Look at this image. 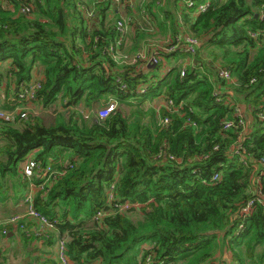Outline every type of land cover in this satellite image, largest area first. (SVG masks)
Listing matches in <instances>:
<instances>
[{
    "label": "trees",
    "instance_id": "obj_1",
    "mask_svg": "<svg viewBox=\"0 0 264 264\" xmlns=\"http://www.w3.org/2000/svg\"><path fill=\"white\" fill-rule=\"evenodd\" d=\"M11 2L19 10L20 3ZM26 3L33 17L13 19L0 7V63L9 62L8 76L17 83L30 81L41 65L38 103L64 111L57 110L47 125L36 118L22 127L0 120V172L17 174L35 149L43 150L41 160L59 155L69 160L72 168L36 207L68 240L71 260L143 264L147 251L142 246L150 244L156 264H211L225 251L236 263L224 264H264V203L247 216L241 213L257 192L264 199V0L213 1L195 19L184 14L188 31L207 38L202 48L207 59L199 56L185 76L177 59L193 56L180 50L149 72L143 63L124 65L107 54L119 38L117 20L107 22L109 1L98 6L96 28L84 0ZM155 3L144 8L159 21ZM170 9L162 8L166 22L160 27L171 29L175 38L184 26ZM142 31L133 53L152 36ZM221 69L231 71L235 82L221 78ZM161 96L173 107L160 113L151 107L125 116L119 106L105 120H85L76 108L92 109L110 99H138L140 105ZM235 102L250 110L251 122L241 136L242 129L222 130L225 120L235 118ZM165 118L171 119L167 126L161 123ZM238 144L240 154L235 153ZM217 173L220 180L213 182ZM112 185L116 202L139 205L142 219L112 210ZM99 211L110 215L97 223Z\"/></svg>",
    "mask_w": 264,
    "mask_h": 264
},
{
    "label": "crops",
    "instance_id": "obj_2",
    "mask_svg": "<svg viewBox=\"0 0 264 264\" xmlns=\"http://www.w3.org/2000/svg\"><path fill=\"white\" fill-rule=\"evenodd\" d=\"M84 1L87 3V7L85 6L84 7L88 10L87 18L89 19V23L92 26L91 28L97 27L99 23V19H98V14H97L98 10L97 9L95 10L94 8L93 10H91L92 8L90 4L94 6L97 5L96 8H98V6L102 4H106V1L110 2L111 8L109 12L113 14V17L117 21L120 19H126V20H129L130 23L132 22L138 25V28L133 25H132L133 26L132 28H129V31L126 36L125 44L121 50L122 54H127V55L130 54L131 57H134L140 52L145 53L147 55H151V53H153L154 51V46L156 43L162 44L174 38V35L171 29L167 31V30L162 29V27H160V24H163L166 22L165 14L161 13L162 8L164 9L171 8L177 13L179 22L184 26L179 36H182V34H187L189 36L196 37L193 34H191L188 31L187 27L185 26L183 15L190 14L192 18L195 19L196 17L200 15L198 10L196 9V7H198L199 5H203V4L210 5L211 2L213 1L219 2V3H225L227 0H203L202 2H199V0H193L195 1V4L197 5L194 9H189L186 6L189 0H175V4L174 2L171 3L173 0H156V3L153 7V11L154 13H157V15H159V21H156V19L153 16H151V19H150V17L146 14L144 3L146 2L150 3L152 0H142V4L140 8V15L143 17L145 22H147L146 24H149V28L147 30L150 32H154L155 30L156 32L160 31L164 35V37L159 36V39H163V40L158 39L151 43L149 39L147 42L146 40H142L140 42L142 43L140 44L141 45L140 49L134 53H133V49H134L133 45L134 43L138 44L139 34L144 33L142 30H144L145 27L142 26L141 21L138 20L137 18L134 19V17L132 16L125 17L126 15H129L127 11L128 5L127 6L123 5V1H122V4H115L110 0H105L101 2H97V0H84ZM130 1L134 2V0H130ZM0 7L2 10L9 11L13 19L20 17V14L18 13V9H16V6L11 2V0H0ZM109 12H108V16H109ZM114 12L116 13L118 18L114 16ZM262 13L264 15V11ZM31 17H33V15ZM107 22H108V17H107ZM262 38H263L262 41L264 42V33H263ZM198 40H199L198 54H196V56H194L193 58H190L188 55H185V57L181 55V57L177 59V60H180L178 61L179 65L182 68H186V70L196 65L197 58L199 56H202L204 59H207L206 58L207 51L202 49L204 44L207 41V38L205 39L198 38ZM128 43H130L128 47L130 53L126 52L127 50L126 46ZM152 48H153V51L150 52ZM131 53H133V55ZM141 65H142L143 71L145 72H149L155 67V65H150V64H140V66ZM9 69H10L9 62L0 63V110L7 111V112H14V111L16 112V110L18 109L16 95H17V88L19 87L20 83H17L15 79L12 78V76L10 75L8 76ZM43 81H44L43 67L41 65H37L35 66L33 70L31 80L23 81V82L31 83V82H43ZM232 81L235 82L234 77H232ZM129 101L132 102L131 100ZM121 105L122 103H120V106ZM235 105H238L242 111V117L246 122V128H245V132H246L247 126L251 122L250 110L243 103L235 102ZM76 108H77V111H79L80 114L83 116V118H84L83 113L89 110L88 107H84L83 105L76 107ZM50 110L51 109L49 110L45 109L42 106V104L38 103V100L35 101L30 108V111L33 114V116L35 115L31 120L35 118L41 119L45 123L43 115L45 113H50ZM55 110H58L59 112L64 111V109H62V107L60 108V106H57ZM56 115L57 113L55 112L54 116L56 117ZM93 117L94 116H92L91 118ZM12 123H15L18 127H22L25 124L23 122H17V123L12 122ZM1 145H2V142L0 139V147ZM37 150L39 152L35 156L39 158L43 150L42 149H37ZM39 159L41 160V158ZM42 161L45 163H50V162L55 163L57 161H61V162L63 161L65 162V164L69 163V160L66 159L64 155H59L58 157H50L47 160H42ZM55 167L60 169L61 165L57 164L55 165ZM27 194H32L35 197L36 201L40 197V193L38 191V188L36 187V181L24 179L22 174L20 173V170L15 175L8 174V173L2 174L0 172V248H1L0 264H56V261L58 259V245H59L60 240L64 238L62 237V235H60L57 229H54L51 232H49L48 238H37L34 235H31L28 237L25 235L23 229L9 223V219L13 215L15 214L24 215L25 214V208L20 207V205ZM140 208L141 207L133 209L132 212H128V213L132 214L133 212L136 211V213L140 216V218L137 220H140L143 217V214ZM23 223H25V226L29 227L30 229H34V227L36 226V222L29 220L27 218L24 219ZM148 247H152V245L144 244L142 246V251L146 250V248ZM221 254L222 253H218L216 255L217 264H224V263H230V262L236 263L231 252L225 251L224 254L222 255ZM72 262L73 264H76L74 261Z\"/></svg>",
    "mask_w": 264,
    "mask_h": 264
},
{
    "label": "built area",
    "instance_id": "obj_3",
    "mask_svg": "<svg viewBox=\"0 0 264 264\" xmlns=\"http://www.w3.org/2000/svg\"><path fill=\"white\" fill-rule=\"evenodd\" d=\"M15 2L20 3V8L18 10L19 14L26 15L31 17L32 15V7L30 4H27V0H13ZM105 0H97V2H101ZM115 4H122L123 0H110ZM186 6L190 9L196 7L195 1L189 0ZM208 4L199 5L196 7L199 13H203L208 9ZM130 21L126 19H120L116 23V30L119 33V38L116 43L110 45L106 52L109 54L116 62L121 60V63H125L128 65H138L140 63L157 65L161 61L164 62V57L167 54L176 53L178 50L189 54L191 56H196L198 52L199 40L196 37L189 36L187 34H182V36H176L174 39H171L161 45H155L154 51L151 55H147L145 53L140 52L134 57H129L128 55H124L121 53V49L123 48L126 40L127 33L129 31ZM253 38L257 39L258 33L252 32L250 34ZM220 77L230 81L232 80V73L228 69H221L219 71ZM182 76L186 75V68H183ZM256 80L253 79L251 83H254ZM127 87L124 86V89ZM42 89V82H31L20 83L17 88L16 100L18 103V109L16 112H7L0 110V120L5 122H23L28 123L35 116L30 111L31 106L35 101H37L39 90ZM141 93H144L145 90H141ZM216 94L219 95V92L216 91ZM170 102V101H169ZM171 105L169 107H173V103L170 102ZM120 103L117 99H110L104 105L99 107H95L89 109L87 112L83 113L84 118L90 119L92 116L97 117L100 120H105L109 118L111 115L115 114L119 109ZM234 116L233 120H225L222 123V130L227 132L231 129L239 130L242 129L240 136L245 133L246 122L242 117V111L238 105L234 107ZM162 125L167 126L171 123L170 118H165L162 120ZM242 146L240 144L235 148V153L240 154L242 151ZM39 151L37 149L31 151L27 154V156L20 163V173L22 174L24 179L36 181V187L40 193L41 199H46L49 193L52 191L53 187L56 183L66 176L69 169L72 168V165L65 162L57 161L45 163L42 160H39L35 155H37ZM263 161V160H262ZM60 164L61 168L55 167V165ZM263 175V173L261 174ZM220 180V176L215 174L212 178V181ZM108 202L112 205V210L115 212H119L121 214L128 213L133 208H139V205H134L128 201L125 203H118L115 200L114 196V185L111 186V190L109 193ZM257 203H264L263 198H261L260 192L256 193V198H253L248 201V203L241 210L242 215L247 216L251 213L253 208ZM20 207L25 208V214H15L9 219V223L18 226L24 230L26 236L34 235L37 238H48V233L52 230L56 229L55 222L51 221L47 215L41 212L36 207V200L32 194H27L23 199ZM109 211H99L95 217L94 221L100 223L102 219L106 216H109ZM27 218L36 222V226L34 229H30L25 226L23 223L24 219ZM68 240L66 238H62L58 245V259L56 264H73L67 247ZM147 255L143 264H156V258L153 253V247L146 248ZM1 252V248H0ZM217 264V263H211Z\"/></svg>",
    "mask_w": 264,
    "mask_h": 264
},
{
    "label": "rangeland",
    "instance_id": "obj_4",
    "mask_svg": "<svg viewBox=\"0 0 264 264\" xmlns=\"http://www.w3.org/2000/svg\"><path fill=\"white\" fill-rule=\"evenodd\" d=\"M141 4H142V0H134V2H131L130 0H123V5H126V6L128 5V7H127L128 10L127 11L129 13V15H126L125 17L132 16V17H134V19L137 18L138 20L141 21L142 26H144L146 29H148L149 28V24H146L147 22H145V20L143 19V17L140 15ZM90 5H91V8H92L91 10H93V8L95 10L96 9L98 10V8H96L97 5L96 6H94L92 4H90ZM114 21H116V19L113 17V14H111L109 12V16H108V22H109V24L112 23V22H114ZM147 32H149V31L147 30ZM149 34L152 35L149 38L150 43L158 40L159 39V36L164 37V35L160 31L156 32V30L154 32H149ZM159 40H163V39H159ZM129 45H130V43H128L127 46H126V49H127L126 52L127 53H130L129 48H128ZM155 45H161V44L160 43H156ZM131 54L133 55V53H131ZM124 55H127V54H124ZM128 56L131 57L130 54H128ZM119 62L121 63V60H119ZM123 64L125 65V63H123ZM170 65H171V63L170 64L167 63V66H170ZM136 101L138 102L140 100L137 99ZM128 102H123L122 105L120 106L121 107V111H122V113L125 116H131V115H133L132 113L134 111H137V109H142V110H145L146 111V110H148L151 107H153L154 109H156L158 111V113H160V111H161V109L163 107H169V105H171L170 102H168L165 97L155 98L154 101L145 100L140 105H138L139 103H136V102L135 103H132L130 101H128ZM56 111L57 110H55V107H53L50 110V113H45L43 115L44 121H45L46 124H50V123H52L54 121V119L56 118L54 116V113ZM130 217L133 220H137V219L140 218V216L136 213V211L133 212L132 214H130Z\"/></svg>",
    "mask_w": 264,
    "mask_h": 264
}]
</instances>
